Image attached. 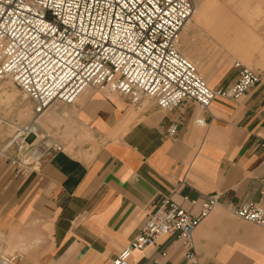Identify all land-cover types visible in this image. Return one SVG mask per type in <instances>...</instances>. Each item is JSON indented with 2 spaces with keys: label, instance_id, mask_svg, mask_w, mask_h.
Listing matches in <instances>:
<instances>
[{
  "label": "crops",
  "instance_id": "0c3cea01",
  "mask_svg": "<svg viewBox=\"0 0 264 264\" xmlns=\"http://www.w3.org/2000/svg\"><path fill=\"white\" fill-rule=\"evenodd\" d=\"M229 3L214 30L197 26L209 44L211 35L224 40L233 20V63L217 69L205 55L213 68L208 83L229 88L240 63L259 75V84L207 110L183 100L165 111L150 98L136 108L116 93L83 91L51 117L60 152L28 175L0 156L1 255L18 256L15 264H112L163 198L196 214L198 205L184 197L218 194L219 204L193 231L199 264H264V229L231 213L264 201V0ZM204 13L196 9L192 19ZM27 122H3L0 131L10 138L11 125ZM171 123L174 137L166 133ZM183 254L177 236L167 235L134 252L128 264H184Z\"/></svg>",
  "mask_w": 264,
  "mask_h": 264
},
{
  "label": "built area",
  "instance_id": "2783aa9c",
  "mask_svg": "<svg viewBox=\"0 0 264 264\" xmlns=\"http://www.w3.org/2000/svg\"><path fill=\"white\" fill-rule=\"evenodd\" d=\"M194 13V0H0V80L10 81L34 103L26 124L11 125L13 135L0 156L16 174L37 170L62 150L38 119L52 107L72 105L87 88L124 96L136 108L150 98L165 111L183 100L207 110L218 98L237 100L255 88L259 75L240 63L229 88H212L198 74L179 49V36ZM176 132L175 123L166 129L169 137ZM183 199L198 205L196 214L163 198L112 264H128L134 252L167 235L182 242L184 264H199L193 231L220 196ZM231 213L264 229V201L232 207ZM17 260L0 254V264Z\"/></svg>",
  "mask_w": 264,
  "mask_h": 264
},
{
  "label": "rangeland",
  "instance_id": "374dc122",
  "mask_svg": "<svg viewBox=\"0 0 264 264\" xmlns=\"http://www.w3.org/2000/svg\"><path fill=\"white\" fill-rule=\"evenodd\" d=\"M229 2L230 0H194L195 10L201 9L205 12L204 16L197 20L191 17V22L187 24L179 36L180 51L196 65L198 74L208 86L210 85L207 78H209L213 68L204 64L205 55L213 56L217 69L226 68L233 63V20L227 21L226 26L229 27V35L223 36L224 40H222V36H219V40L214 39L215 41L212 39L214 36L211 35L209 44L205 43L207 38L201 34V30L199 31L197 26H209L214 30L216 26L220 25L221 12L223 10L228 12L231 4ZM90 90L99 92L93 88H87L84 91ZM57 106L56 109L65 105ZM33 108L34 103L20 90L12 86L10 81L0 80V125H3V122H27L33 116ZM56 109L54 107L48 109L37 121L43 129L49 131L48 133L52 131L51 128L54 126V120L51 117L58 112ZM9 134L8 131H0V145L8 144L10 138L6 136Z\"/></svg>",
  "mask_w": 264,
  "mask_h": 264
},
{
  "label": "bare ground",
  "instance_id": "6f19581e",
  "mask_svg": "<svg viewBox=\"0 0 264 264\" xmlns=\"http://www.w3.org/2000/svg\"><path fill=\"white\" fill-rule=\"evenodd\" d=\"M194 14H195V13H194ZM194 14H193V15H194ZM192 17H193V16H192ZM189 21H190V20H189ZM186 25H187V24H186ZM184 28H185V27H184Z\"/></svg>",
  "mask_w": 264,
  "mask_h": 264
}]
</instances>
